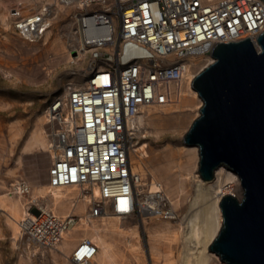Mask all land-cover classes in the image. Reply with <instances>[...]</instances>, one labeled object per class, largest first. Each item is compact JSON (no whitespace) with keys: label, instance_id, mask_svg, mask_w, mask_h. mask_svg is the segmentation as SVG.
<instances>
[{"label":"built area","instance_id":"obj_1","mask_svg":"<svg viewBox=\"0 0 264 264\" xmlns=\"http://www.w3.org/2000/svg\"><path fill=\"white\" fill-rule=\"evenodd\" d=\"M58 4L74 8L65 31L73 41L67 47L73 57L86 59L88 72L83 84L71 81L45 109L55 152L49 184L76 185L80 195L75 202L88 197L92 217L111 211L127 216L136 208L137 188L130 150L138 133L131 122L147 106L178 96L177 89L193 69L189 57L213 56L217 43L248 37L260 51L264 0H56L34 12L19 2L11 12L15 32L31 42L39 40ZM19 182L27 194L29 186ZM41 201H30L21 226L39 249L48 250L80 215L58 214ZM97 251L86 238L71 259L85 264Z\"/></svg>","mask_w":264,"mask_h":264},{"label":"bare ground","instance_id":"obj_2","mask_svg":"<svg viewBox=\"0 0 264 264\" xmlns=\"http://www.w3.org/2000/svg\"><path fill=\"white\" fill-rule=\"evenodd\" d=\"M55 2L56 0H43L42 4ZM21 3L25 6L35 5L36 0H21ZM1 4L0 1V6ZM55 9L53 19H57L63 10L72 12L74 8L58 4ZM34 10L31 9L32 12ZM53 22L47 33L37 41L31 42L17 34L23 41L31 44L42 41L49 52L57 55L64 53L72 33L66 35L64 31V34L57 33L51 39ZM70 24L71 20L68 19L67 25ZM5 37L15 42L9 32L5 33ZM38 57H34V60H38ZM214 60V56L209 55L189 57L188 62L193 65V69L190 68L182 85L177 89L178 96L169 103L147 106L131 122V125H134V121L137 122L141 130L153 124L154 129L163 128L183 135L180 142L167 141L160 145H151L144 141L141 144L136 143L130 150L137 185L134 192L136 208L133 213L123 216L111 211L101 217H92L89 213L88 197L79 198L75 202L80 195V189L76 185L52 187L49 184V170L48 180L43 181L37 178L41 175H35L31 183L16 169L11 174L16 178L10 191L0 194V206L8 214L13 237L24 238L21 222L26 216L28 204L32 199L41 200L39 197H42L40 204L43 207L51 208L61 215L73 212L80 215L73 229L65 232L54 248L47 250H54L57 256L61 259L67 258L72 264H77L71 259L73 252L78 243L86 238L94 241L98 251L85 264H229L210 246L224 222L221 204L224 196L231 195L239 199L244 196L241 175L221 164L213 172V177L207 179L200 166L199 145L185 141V135L194 117L200 115L204 102L194 86V80L200 72L197 69L205 68ZM87 72L84 67L76 69L72 81L76 85L83 84ZM47 122L49 121L43 110L38 114L27 136L15 139V142H22L19 159L25 153H32L37 149L48 150L53 157L55 152L50 147L51 142L45 129ZM22 180L26 187L29 186L27 194L23 192V185H17ZM134 216L140 217L142 222L135 223L132 227L126 221ZM139 224L144 225L146 240ZM28 243L30 247H36L34 254H38V245L29 239ZM42 254L46 255V250H42ZM63 264L70 263L64 260Z\"/></svg>","mask_w":264,"mask_h":264},{"label":"water","instance_id":"obj_3","mask_svg":"<svg viewBox=\"0 0 264 264\" xmlns=\"http://www.w3.org/2000/svg\"><path fill=\"white\" fill-rule=\"evenodd\" d=\"M217 43L194 86L204 99L185 141L200 147L207 179L224 164L241 175L244 196L225 195L224 222L210 246L229 264H264V31Z\"/></svg>","mask_w":264,"mask_h":264},{"label":"rangeland","instance_id":"obj_4","mask_svg":"<svg viewBox=\"0 0 264 264\" xmlns=\"http://www.w3.org/2000/svg\"><path fill=\"white\" fill-rule=\"evenodd\" d=\"M0 1L3 4L0 6V194H4L11 189L16 178L11 174L16 169H19L22 172L21 176L31 183L35 175H41L37 178L43 181L48 180V170L52 164L49 151L37 149L32 153H25L19 159L22 142L17 141L20 137L27 136L38 114L46 109L55 94L65 91L72 81L74 71L85 67L86 62L73 57L68 47L64 53L57 55L46 50L42 41L36 44L23 41V37L21 38L13 28L11 13L21 0ZM42 2L43 0H36L35 5L23 6L28 11L34 10ZM69 14L70 12L63 10L57 19H53L51 39L57 33L64 34L68 27ZM6 32L13 36L15 42L7 40ZM36 56H39L38 60H34ZM135 125L139 144L148 141L151 145H160L167 141L180 142L183 138L180 132L163 128L154 129L153 124L142 130L137 122ZM52 128V124L45 123L49 139ZM16 138L18 140L15 142ZM39 199L42 200V197ZM139 218L134 216L126 223L133 227L135 223L142 222ZM139 227L146 240L144 225L139 224ZM35 250L36 247L29 246L26 236L23 239L13 237L8 214L0 206V264H63L64 260L72 264L67 258L61 259L57 256L54 250L50 252L46 250V255H43L42 249L39 248L38 254H34Z\"/></svg>","mask_w":264,"mask_h":264}]
</instances>
